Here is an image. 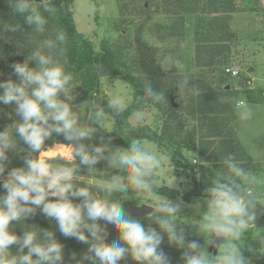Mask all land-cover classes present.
<instances>
[{
	"label": "trees",
	"instance_id": "obj_1",
	"mask_svg": "<svg viewBox=\"0 0 264 264\" xmlns=\"http://www.w3.org/2000/svg\"><path fill=\"white\" fill-rule=\"evenodd\" d=\"M72 2L73 0H34L33 6L40 10L47 20L45 32L37 33L27 25L22 16L12 13L7 0H0V81L11 79L18 82L10 65L25 62L36 49L46 52L47 49L42 48L43 42L48 39L55 40L59 32H63L66 40L62 45L61 62L66 70L72 73L77 85L72 93L74 99L70 102L73 115L81 125L94 126L92 125L94 110L100 107L104 109L105 125L114 119L110 131L97 128L90 140L82 141L86 147H98L109 143L127 148L133 139L155 142L175 170L189 171L192 175L191 188L181 195L184 202L207 197L206 189L212 186V181L223 174H229L224 162L228 155L234 156L236 162L250 160L236 137L233 123L240 96L254 100L255 94L251 89L233 88L230 76L224 73V67L230 63L231 57L229 42L232 36L229 21L231 14L238 11L234 0H116L120 25L126 23L133 25L132 38L120 33L115 39L101 40L98 48L76 29L71 10ZM43 3L56 8V14L44 12ZM152 12L163 13L167 18L164 21L151 22ZM130 16L136 17L137 21H133V18L130 20ZM186 16H194L195 65L216 74L215 79L204 82L202 76L178 73L175 63L165 64L160 54L161 48L152 44V40L159 43L182 41L185 35ZM9 24H20V28L15 32L5 31L3 26ZM35 66V61H29L30 68ZM107 76L120 77L132 88V101L125 105V110L119 115H115L108 108V100L104 98L101 89V80ZM185 76L191 78L190 84L200 88V95L193 94L190 88L183 86ZM146 81L152 84L154 91L165 94L163 101L155 102L148 97L145 92ZM171 98L178 104L176 108L172 106ZM147 107H154L159 115L161 119L159 131L145 124L135 127L129 124V116ZM17 122L22 121L15 112V104H0V131L8 129L12 131V125ZM12 135L17 140V148L8 152L10 163L7 170L23 167L24 155L28 154L33 158L39 156V153H29L28 146L14 131ZM57 144L68 147H62L59 153L42 152V156L48 157L46 159L51 163H66L61 157L70 158L71 146L74 144L65 140L63 134L53 133L45 141L44 150L54 148ZM185 151L195 152L201 163L198 180L194 177L196 165L188 159ZM72 163L78 165L79 161ZM94 167L93 173H90L86 166H80L73 183L80 187L88 185L89 191L102 199L104 193L97 191L96 184L86 178L108 180L110 176L102 172V161ZM238 180L244 188L240 177ZM245 193L250 198L246 190ZM3 194V190L0 189V195ZM178 194L176 189L166 185L158 186L155 193L170 199L176 198ZM112 199L119 201L128 213V208L136 204L135 201H125L122 193L114 194ZM81 200L74 199L73 202L80 203ZM154 215L155 211L143 217L130 215V218L139 219L145 228L152 227L162 231L153 219ZM99 223L104 225L102 220ZM180 228L186 234V243L196 240L201 245L200 239L194 236L187 226L178 224L177 229ZM27 229H36L41 242L42 232L52 231L58 242L64 246V264H80L87 252L88 245L74 238L62 236L56 221L47 219L39 210L35 216L23 222H12L10 225V231L18 236ZM106 231L108 235L105 243L111 244L118 239L119 232L111 224L106 225ZM245 233L247 235L245 249H241L243 255L256 264H264V257L253 255L251 252L253 244L251 230ZM160 247L169 257L171 264H184L182 257L185 249L170 244L166 234ZM9 251L11 255H17L15 246H10ZM83 264L88 262L83 261ZM118 264L137 262L129 255Z\"/></svg>",
	"mask_w": 264,
	"mask_h": 264
},
{
	"label": "clouds",
	"instance_id": "obj_2",
	"mask_svg": "<svg viewBox=\"0 0 264 264\" xmlns=\"http://www.w3.org/2000/svg\"><path fill=\"white\" fill-rule=\"evenodd\" d=\"M33 2L7 0L13 14L22 16L35 32L44 33L47 20ZM43 11L56 14V8L48 3H43ZM19 28L20 24L3 26L5 31L11 32ZM65 40L63 32H59L55 40H45L42 48L47 49L46 52L36 49L25 62L10 65L18 82L11 79L0 81V104L14 103L15 112L22 121L13 124L12 131H0V189L4 192L0 195V264H64V246L52 231L42 232L43 242L39 240L36 229H27L20 236L10 231L12 222H23L35 216L37 210L47 219L56 221L62 236L88 245L80 264L83 261L88 264H118L129 255L137 264H171L160 247L164 234L170 244L185 249L184 264H249L235 241L254 225L256 201L248 198L238 180L245 170L234 156L228 155L224 161L229 174L213 180L212 186L206 189L207 207L198 221L199 231L208 244L231 238V243H222L224 248L220 255H210L196 240L186 243L184 230L177 229L182 210L179 204L163 198L153 207V219L162 229L157 231L152 227L145 228L139 219L130 218L122 204L112 199L114 194H126L130 188L155 198L158 187L155 171L161 166V158L136 139L127 148H109L107 144L89 148L81 143L90 140L97 128L109 130L104 122L103 108L94 110V126L81 125L72 113L70 102L74 99L72 93L77 85L72 73L61 62ZM29 61H35L36 66L30 68ZM190 80L185 76L183 86L200 95V88L190 84ZM145 92L155 102L165 99V94L154 91L148 81L145 82ZM107 106L115 115L121 114L126 107L118 97L109 98ZM237 108L240 120L252 118L251 108L242 104H237ZM136 116L140 119L142 113H136ZM13 131L28 146L29 153H39V156L24 155L23 167L7 170L10 163L8 152L17 148ZM53 133L63 134L65 140L74 144L70 158L61 157L66 163H51L42 156V152L59 153L62 147H68L57 144L45 151V141ZM76 160L78 165L72 163ZM101 161L118 170L107 181L95 185L97 191L104 193L102 199L90 192L88 185L80 187L73 183L80 166H86L93 173L94 166ZM192 163L197 162L193 160ZM74 199L81 202L74 203ZM194 207L199 212L200 204ZM101 220L104 225L99 223ZM107 224L119 232L118 239L111 244L104 242L108 235ZM260 242H264V237ZM10 246L16 247L17 255L10 254Z\"/></svg>",
	"mask_w": 264,
	"mask_h": 264
},
{
	"label": "rangeland",
	"instance_id": "obj_3",
	"mask_svg": "<svg viewBox=\"0 0 264 264\" xmlns=\"http://www.w3.org/2000/svg\"><path fill=\"white\" fill-rule=\"evenodd\" d=\"M238 7V11L231 14L229 21V27L231 31L232 40H230L231 57L230 63L226 66H235L240 69V75L237 78L229 77L230 83L233 88L250 89L252 86L248 84V77L254 78L253 85L255 87L264 89V0H234ZM73 13V19L76 29L89 38L94 44L95 48L99 47L100 41L106 38H117L120 33L132 38L133 25L125 24L120 25V17L117 12L116 0H73L71 5ZM151 22H160L166 20V16L160 12H152ZM137 21L136 17L130 16L129 19ZM193 23L194 16H186L185 21V35L184 39L178 41H167L164 43L156 42L152 40V44L161 48L160 54L162 59L165 60V64L175 63L176 71L180 74H194L195 76H202L204 82L215 79L216 74L210 73L209 70L204 68H198L194 61V47L195 42L193 40ZM248 68L252 70L248 71ZM251 81V80H250ZM101 89L104 93V98L118 97L125 105H128L132 101V88L127 81L120 77L107 76L101 80ZM260 95V92H258ZM262 95V94H261ZM264 95H262L263 97ZM242 105L245 107L253 108V116L250 120L242 121L237 115L234 124L237 132L244 136L246 145H251L255 151V156L259 157L256 165L257 169L255 174L254 184L250 189L252 195L250 198L256 201V207L254 209L256 213V219L253 222L254 225L250 226L252 236V248L253 255H261L264 257V242H260L261 237H264V141L257 142V137L261 131H264V111L258 113L259 110H264V106L258 107L250 105L240 96ZM239 111V109H238ZM136 113H142V118L138 119ZM114 119L109 120L106 123L107 129L110 131L113 127ZM129 124L133 127L139 124L149 125L151 128L159 131L161 126V119L157 114L154 107H147L138 112H135L128 118ZM238 137V136H236ZM145 148L161 158V166L155 171V179L158 186L166 185L168 187L176 189L179 194L176 198L170 199L159 195H155V198L148 193H136L131 188L125 194L122 193V197L125 201H135L137 206L149 205L152 208L161 200H171L177 203L182 208L179 213L178 224L187 226L192 234L200 239L201 246L208 251L210 244L207 243L206 238L199 231L198 221L201 219L202 212L206 210L205 198H200L193 202H184L181 195L186 193L192 186V175L189 171H181V169L175 170L170 164L169 159L158 148L157 144L149 140H140ZM109 148H116L119 146L106 143ZM188 159L192 162L195 160L197 163L195 169V179H199L201 172L199 171V162L195 152H184ZM45 159L48 157H44ZM245 170L244 174L240 177L245 190L250 193L249 184L251 182L250 174H252L251 162H237ZM116 169L108 167L105 161H102V172L105 175L117 174ZM123 174V173H122ZM6 177V176H5ZM86 178V177H83ZM92 183H103L107 180H97L93 178H86ZM200 204V210L194 207V205ZM153 211L155 209L153 208ZM152 211V212H153ZM245 230L240 240L235 241L238 247L245 249ZM231 243V238L228 241ZM223 242V243H224ZM221 248L219 249V247ZM217 251L209 252L212 256L222 254L224 245H220ZM248 258V257H247ZM249 264H256L250 258H248Z\"/></svg>",
	"mask_w": 264,
	"mask_h": 264
},
{
	"label": "crops",
	"instance_id": "obj_4",
	"mask_svg": "<svg viewBox=\"0 0 264 264\" xmlns=\"http://www.w3.org/2000/svg\"><path fill=\"white\" fill-rule=\"evenodd\" d=\"M250 70H252V68H248V71H250ZM248 81H249V83L251 84L252 83V86H251V90H253V92H254V100H249V99H247L246 97H244V96H241V97H243L244 98V100H246V102L248 103V104H250V105H253V106H258V107H261V106H264V96L262 97V95H264V89L263 88H259V87H255L254 85H253V83H254V78H252V77H248ZM251 80V81H250ZM257 92V93H256ZM258 92H260V95L258 94ZM262 94V95H261ZM243 102H242V100L241 99H239V101H238V104H242ZM253 109V108H252ZM261 111H264V110H259L258 111V113L259 112H261ZM237 115H238V108H237V113H236V117H237ZM236 119V118H235ZM235 121V120H234ZM233 125H234V127H235V124L233 123ZM235 131H237L236 130V127H235ZM236 134V133H235ZM236 136H238L237 137V139H238V141H239V143L243 146V148L245 149V151L248 153V155H249V157H250V160L248 161V162H251V164H252V174H250V178H251V182H250V184H249V189L248 190H250V193L249 194H251L252 195V190L250 189V187H252L253 186V184H254V180H255V174H256V171H254V169L256 170L257 169V167H256V165H257V163H258V160H259V157H257V156H255V154L253 153V151H255L254 150V148L250 145H246L245 144V141H246V139H245V137L244 136H241L238 132H237V135ZM264 141V131L262 130L261 131V133H259V136L257 137V142H260V141ZM264 159V158H263Z\"/></svg>",
	"mask_w": 264,
	"mask_h": 264
},
{
	"label": "water",
	"instance_id": "obj_5",
	"mask_svg": "<svg viewBox=\"0 0 264 264\" xmlns=\"http://www.w3.org/2000/svg\"><path fill=\"white\" fill-rule=\"evenodd\" d=\"M39 1V0H37ZM171 104L174 108L177 107V103L174 102V99L171 98ZM128 211L130 213L131 216L133 217H143L145 215H148L150 213H152L153 211V208L149 205H142L141 207L137 206V205H131L129 208H128ZM224 241H220L218 242L217 244H210L209 248H208V251L209 252H215L217 251L218 247L223 243Z\"/></svg>",
	"mask_w": 264,
	"mask_h": 264
},
{
	"label": "built area",
	"instance_id": "obj_6",
	"mask_svg": "<svg viewBox=\"0 0 264 264\" xmlns=\"http://www.w3.org/2000/svg\"><path fill=\"white\" fill-rule=\"evenodd\" d=\"M224 73L229 75L230 77L237 78L240 75V69L235 66H225ZM247 83L250 84L249 81H247Z\"/></svg>",
	"mask_w": 264,
	"mask_h": 264
}]
</instances>
